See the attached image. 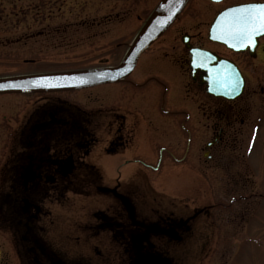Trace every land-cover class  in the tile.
<instances>
[{"label": "flooded vegetation", "instance_id": "flooded-vegetation-1", "mask_svg": "<svg viewBox=\"0 0 264 264\" xmlns=\"http://www.w3.org/2000/svg\"><path fill=\"white\" fill-rule=\"evenodd\" d=\"M256 2L264 0L244 3ZM191 4L192 1L188 0L182 14ZM182 14L121 82L64 91L0 94V264H175L176 250L181 251L183 246H198L199 243L205 245L197 238L198 234H209L206 238L216 240L217 225L213 215L216 205L213 204L215 195L211 188L228 184L227 171L232 173L237 169L234 163H230V158L225 163L223 155L236 154V142L248 133L247 114L252 111L245 99L250 84L245 69L250 67L258 72L259 68L252 63L264 56V36L258 39L254 50L248 48L234 52L210 41L209 32L214 20L206 32L194 34L190 33L192 29L189 32L179 30L181 46L172 47L171 60L167 61L170 68L167 69L177 70L180 79L183 78L178 84V99L175 101L182 109L175 114V108L165 112L168 106L165 94V99L158 104V113H167L171 119L184 118L176 126L189 138V145L186 150L172 145L162 148L160 163L153 160V149L143 146L146 139L140 109L110 104L108 99L123 101L128 92L134 98L133 106L138 107L136 100L141 101L143 93L149 87L152 89L155 82L163 88L167 85L158 77L160 70L156 75L155 70H142L140 65L147 59L159 61L152 49L176 28ZM136 19L138 22L142 20L140 16ZM112 21L107 18L102 22ZM95 24L81 26L90 28ZM74 25L77 26H69ZM74 31L78 32L77 29ZM46 34L42 31L36 36ZM32 37L27 33L24 39L0 40V46L22 41L28 45ZM135 38L119 63L106 58L101 64L92 66L86 65V60L82 62L83 66L57 70L36 68L40 61L26 59L22 64L30 66L29 73L0 79L114 68L125 59ZM113 49L112 45H106L98 53L108 55ZM192 49L214 53L233 63L245 81L242 96L228 100L211 95L204 78L207 74L193 71ZM164 56L169 58L170 55L166 53ZM48 59V65H65L57 63L60 58L55 56ZM119 86L118 93H113L114 89L104 90ZM163 88L160 89L164 93ZM187 122L191 123L188 128L193 126L198 130L199 140L194 147L192 131L186 128ZM183 163L187 164L190 178L187 180L193 183L189 186L193 188L186 187L182 198L175 193L170 195L172 210H162V213L169 214L167 217L158 216L159 197L144 212L143 205H137L138 198L143 203V183L163 180L161 184H171L169 173L185 169ZM144 169L147 170L145 173ZM151 173L154 179L149 177ZM240 179L242 185L254 182L251 178ZM195 187L204 188L205 197L200 199L201 194L193 195L197 192ZM138 192L139 196H136ZM73 197L76 201L71 221L64 217L63 206ZM203 200L204 204L198 208L189 207V204L197 205ZM182 212L189 218H179ZM205 228L210 233L204 231Z\"/></svg>", "mask_w": 264, "mask_h": 264}, {"label": "rangeland", "instance_id": "rangeland-1", "mask_svg": "<svg viewBox=\"0 0 264 264\" xmlns=\"http://www.w3.org/2000/svg\"><path fill=\"white\" fill-rule=\"evenodd\" d=\"M161 1L0 0V40L24 39L27 33L33 36L31 41H28V45L22 41L20 44L0 46V77L29 73L30 66L22 64L26 59L40 61L41 63L37 62L39 65L36 68H57V70L66 69L69 66H83L85 64L82 62L86 60V65L92 66L101 64V61L106 58L111 59V62L119 63L127 52L129 44L132 43L142 25ZM191 1L192 4L188 6L187 11H184L176 28L171 30L159 42V45L152 49L153 53L157 54V58H160L159 61L157 62V59L152 61L145 59L146 61L140 65L142 70H155L154 74H159L161 83L166 82L167 85L165 84L166 86L163 88L160 83L155 82L152 89L149 86V90L144 87L147 90L143 93V99L141 101L136 100L138 107L133 106L135 105L133 104L134 98L128 92L125 93L126 99L123 101L108 97L110 104L118 103L125 108L140 109L144 118V122L141 123V125L143 124L142 132L146 139L143 146L153 149V160H159V163L162 159V148H168L172 145L173 147H181L180 150H186L189 145V138H186V134L179 132L180 130L176 126L178 123H182L184 118L172 117L174 119H171L167 113H158V104L162 99H165V94L168 105L165 112L175 108L173 113L175 114L178 109H182V107L176 106L180 104L175 101L178 99V84L181 79L183 81V78L180 79L177 70L167 69L170 68L167 61L171 60L172 47L181 46L180 31L189 32L192 29L190 33L206 32L220 11L231 5L254 0H225L220 4H213L209 0ZM127 16H129V20ZM137 16H140L142 20L138 22ZM107 18H111L113 21L102 22L103 19ZM93 22H96L93 27L81 26ZM71 24L77 26H69ZM78 24L80 25L78 26ZM65 29L68 31L66 32ZM76 29L78 32L74 31ZM42 31L48 34L36 36ZM106 45H112L114 49L109 50L108 55L104 52L98 53V50ZM166 53H169V58H165ZM49 56L60 58L56 62L65 63V65L58 67L55 64L48 65ZM67 56L72 58L66 59ZM252 65L259 70L257 72L250 67L245 69L250 83L245 99L247 105L249 104L251 107L248 109L252 111L247 114L248 133L242 136L240 141L237 140L235 146L237 155H223L225 163L230 158V163H234L237 169H234L232 173L227 171L229 174L228 184L211 188L215 195L213 204L216 205L213 212L214 222L217 225L216 240L206 238L209 234H198L197 238L202 239L205 245L201 246L199 243L198 246L190 248L183 246L181 251L176 250L175 264H264V56L254 61ZM158 70L162 71V74ZM160 88L166 91L163 93ZM110 89H114L113 93H118L119 91L116 90L121 88L119 86L104 90ZM127 103L130 105H125ZM146 110L154 114L147 113ZM189 124L191 123H186V128ZM188 129L192 131L194 147L199 140L198 130L193 126ZM181 131L183 132V130ZM144 152L150 153L151 150H144ZM175 153L184 158V155L177 153V151ZM183 164H185V169L169 173L172 178L171 184H161L164 182L163 180L150 182L151 184L143 183V203H140V198H138L137 205L140 207L142 204L144 212H147L152 201L159 197L160 212L158 216L160 218L167 217L169 214L162 213V210L170 209V195L175 193L176 196L182 198L185 196V189L193 188L189 187L193 183L187 180L190 179L188 178L187 164ZM143 171L145 173L147 170L144 169ZM215 172L221 174L220 171ZM149 177L155 178L152 173L149 174ZM242 177L254 179L253 184L242 185V179H240ZM146 179L145 176L144 180ZM195 188L197 192L193 195L201 194L200 199L205 197L204 188H200L201 191L198 187ZM136 196H139V192ZM75 201V197H73L68 204L63 206L64 217H69L71 221L75 211ZM204 201H198L197 205L189 204V207L198 208L204 204ZM178 217L184 218V220L189 218V216H185L184 212L180 213ZM203 230L210 233L207 228ZM190 242L193 243L192 240Z\"/></svg>", "mask_w": 264, "mask_h": 264}, {"label": "water", "instance_id": "water-1", "mask_svg": "<svg viewBox=\"0 0 264 264\" xmlns=\"http://www.w3.org/2000/svg\"><path fill=\"white\" fill-rule=\"evenodd\" d=\"M222 3L224 0H210ZM188 0H162L143 26L125 59L114 68L39 74L0 79V94H23L83 89L123 81L135 69L140 57L173 26ZM264 36V2L244 3L228 7L214 19L210 41L242 52L257 45ZM252 50V51H253ZM194 73L207 74L208 92L215 97L234 100L242 96L245 81L233 64L207 51L192 49Z\"/></svg>", "mask_w": 264, "mask_h": 264}]
</instances>
